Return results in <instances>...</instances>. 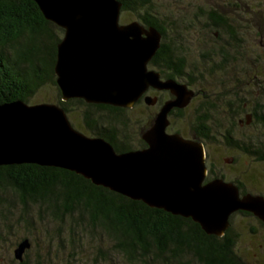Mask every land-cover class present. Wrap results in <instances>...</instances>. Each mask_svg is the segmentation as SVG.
Wrapping results in <instances>:
<instances>
[{
  "label": "trees",
  "instance_id": "1",
  "mask_svg": "<svg viewBox=\"0 0 264 264\" xmlns=\"http://www.w3.org/2000/svg\"><path fill=\"white\" fill-rule=\"evenodd\" d=\"M118 1L123 14L132 15L145 28H155L162 35L161 48L150 63L152 69L163 79L176 80L194 90L189 106L201 99L191 127L193 137L206 148L220 137L227 148L264 163V54L258 53L260 47L246 42L251 27L223 9H197L194 17L203 24L211 45L192 60L182 37L194 23L185 26L182 13L177 19L168 0ZM223 1V8L228 9H239L243 2ZM63 37L64 30L47 21L32 0H0V106L19 100L29 105L56 104L75 129L88 136L105 137L117 153L143 146L141 135L153 125L157 114V108L146 106L143 99L131 109L88 104L80 99L62 101L54 68ZM214 79L220 88H214L218 100L205 93L207 87L212 89L210 81ZM253 83L255 88H250ZM50 87L55 99L34 101ZM139 109L153 113L137 122L131 114ZM185 110L177 111L179 117ZM171 126L174 129L172 121ZM237 131H259L260 136L255 140L239 138ZM216 178L233 182L242 194L264 195L248 191L240 181L228 180L209 167L207 180ZM238 214L254 218L264 228L252 214ZM235 215L224 236H211L192 219L150 208L64 169L33 164L0 167V245L9 241L14 256L20 243L28 240L31 244L23 262L13 257V263L31 264L35 240L44 236L56 241L58 253L73 248L76 255L77 251L84 255L87 246L96 250L93 264H98L97 257L109 264H248L238 252L232 223ZM45 258L38 255L35 264H45Z\"/></svg>",
  "mask_w": 264,
  "mask_h": 264
},
{
  "label": "water",
  "instance_id": "2",
  "mask_svg": "<svg viewBox=\"0 0 264 264\" xmlns=\"http://www.w3.org/2000/svg\"><path fill=\"white\" fill-rule=\"evenodd\" d=\"M32 1L47 21L64 30L54 68L63 102L80 99L131 109L143 99L155 106L158 98L145 96L151 88L167 91L173 99L164 103L142 134L149 148L126 153L76 130L56 104L5 103L0 106V167L64 169L150 208L192 219L211 236H224L238 212L264 223V195L241 194L236 184L221 178L207 180L204 144L166 132L172 110L187 108L195 91L149 69L161 48L157 29L137 21L121 24L118 0ZM246 120L249 125L251 117ZM30 248L28 240L20 243L15 259L23 262Z\"/></svg>",
  "mask_w": 264,
  "mask_h": 264
},
{
  "label": "rangeland",
  "instance_id": "3",
  "mask_svg": "<svg viewBox=\"0 0 264 264\" xmlns=\"http://www.w3.org/2000/svg\"><path fill=\"white\" fill-rule=\"evenodd\" d=\"M225 4L223 0H168V5L173 9L174 13L178 15L182 13L184 21L186 22L185 26L189 23H194V26L188 27L187 33L183 31V37L187 42V50L189 52V57L192 60H195L200 56L203 48L208 44L211 45L209 36L203 32V24L201 21L198 22L194 17V12L199 8H214V9H223L224 13L236 18L238 21L243 23V25L250 26L251 29L246 35V42L250 46H258L261 49H257L258 53L264 54V0H243L241 3V8H223L222 5ZM133 21H136L132 15L121 13L120 22L121 24H129ZM203 22V21H202ZM182 30H184L182 28ZM257 32H260V37H257ZM218 46L219 43H216ZM257 68V67H256ZM149 69H152L149 66ZM255 69V68H254ZM210 83L214 88H219L216 84L215 79L211 80ZM214 84V85H213ZM248 87V84L245 85ZM255 88L254 83L250 88ZM207 87L205 93L207 96L212 95L214 100H218L214 93L217 90H212ZM220 90V88L218 89ZM209 93V94H208ZM55 91L50 88L43 89L39 94L34 98V101H41L43 99H55ZM154 96V94H151ZM40 102L37 104H43ZM202 103L199 98L198 101L189 106L182 117H174L170 119L173 122L174 129L179 130L181 134L186 137L193 136L191 133L192 124L196 121L198 114V107ZM50 104V103H44ZM246 107H250L249 104ZM153 111L148 109H139L134 110L131 114L135 121H143L147 119L148 116H151ZM136 129V128H135ZM239 138L251 137L253 140L257 136H260L259 131H237ZM237 137V136H236ZM237 137V138H238ZM218 142L215 144L209 145L206 148V165L216 173L223 174L228 180H238L244 184L246 189L250 192L264 193V163H258L249 157L235 151L231 150L223 144V141L220 137H217ZM232 160V162H230ZM236 160V161H235ZM230 162V163H227ZM233 229L238 237V252L245 259L248 264H264V228L254 219L247 218L242 215H235L233 218ZM36 246L32 247L30 263L35 264L38 255H42L45 258V264H93L95 259L96 250L88 247L84 252V255H79L77 251L73 248H67L63 252L58 253L56 250V241L51 239H46L44 236H40L35 240ZM38 246H41L39 249ZM11 243L8 241L6 244L0 245V264H18V262L13 263V250ZM40 254H39V252ZM75 252V253H74ZM98 264H109L101 261L97 257ZM112 264V263H111ZM114 264H122L121 262H115Z\"/></svg>",
  "mask_w": 264,
  "mask_h": 264
},
{
  "label": "flooded vegetation",
  "instance_id": "4",
  "mask_svg": "<svg viewBox=\"0 0 264 264\" xmlns=\"http://www.w3.org/2000/svg\"><path fill=\"white\" fill-rule=\"evenodd\" d=\"M151 70H153V69H151ZM162 78V77H161ZM163 79V78H162ZM163 80H165V79H163ZM151 94H154V96H152V97H157L158 98V102H157V104L155 105V106H148L145 102H144V104L146 105V106H148V107H153V108H157V114H158V112H159V110L162 108V106L164 105V103L165 102H167V101H169V100H172L173 99V96L169 93V92H167V91H157V90H154V89H149L148 91H147V93L145 94V96H151ZM144 101V100H143ZM188 108V107H187ZM187 108H185V109H187ZM179 109H174V110H172V112L170 113V115H169V119H172V115H173V118H174V116L176 117H179V113L177 112ZM156 114V115H157ZM156 118V117H155ZM77 130V129H76ZM79 132H81V131H79ZM168 134H179L180 136H182L183 138H185V139H195L193 136H191V137H186V136H184V135H181L180 133H179V131H176L175 129H173L172 128V126H171V121H170V126L168 127V129H167V131H166ZM82 133V132H81ZM84 134V133H83ZM143 134V133H142ZM84 135H86V134H84ZM86 136H88V135H86ZM142 136V135H141ZM88 137H91V138H97V137H99V138H103V139H105L107 142H109L110 143V141H108L105 137H102V136H97V135H92V136H88ZM111 144V143H110ZM149 148V145L148 144H146L145 142H144V145L143 146H141V147H139V148H137V149H135V150H132V151H142V150H147ZM129 152H131V151H129ZM227 182H230V181H227ZM242 194V193H241Z\"/></svg>",
  "mask_w": 264,
  "mask_h": 264
}]
</instances>
